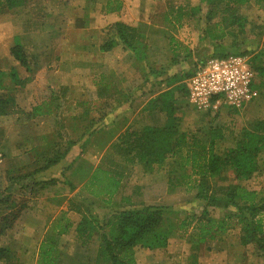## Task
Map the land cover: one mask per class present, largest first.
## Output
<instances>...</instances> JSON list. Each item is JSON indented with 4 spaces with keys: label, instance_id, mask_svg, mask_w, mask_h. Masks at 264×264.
<instances>
[{
    "label": "rangeland",
    "instance_id": "rangeland-1",
    "mask_svg": "<svg viewBox=\"0 0 264 264\" xmlns=\"http://www.w3.org/2000/svg\"><path fill=\"white\" fill-rule=\"evenodd\" d=\"M111 1L112 2L110 3L109 7L112 6V8H116L118 5H121L123 6L121 12L124 13V15L126 14L127 18L133 19V21L137 23L143 22L146 25L144 31L147 35V43L150 46L149 57L151 60H147L148 64L146 68L148 69L146 71V79L149 75V81L147 79L146 83L143 84L145 85V94L149 92L157 93L162 89H165V81L168 75L179 74V76H182L181 74L184 71L191 70L193 72L196 63L201 61L199 60V54L194 52L198 51L197 49L200 47L199 45L201 42L199 31L201 24H197V21L198 17L202 16V14L204 16V13L206 12V8L202 2L203 0ZM107 3L108 0H28L24 5H20L22 7L17 6L11 9L7 7L3 8V10L0 12V85L4 86L5 82H7L3 77L2 73L4 70L2 69L5 64L6 66H9V64L3 59L5 58L7 52H9V44L5 39L10 35L9 38L12 41L10 46L12 45V49L14 47L15 41L13 37H15V35L20 32L18 27L20 23H24L23 25L25 26L29 25L30 28H38L39 26H42L45 34H42L41 38L39 37L33 40L43 41L42 38H46L49 39V43L53 41L55 43V48H57L58 45H63L61 41H64L67 44L73 41V44H77L79 43V39L81 40L80 31L73 29L71 26L73 23L78 24L82 22L83 24H88L91 22L93 25L99 27L94 28L95 30L90 32V34H92L91 37L95 38L94 42L99 43L106 39L103 32L104 29L108 28L109 24L111 23L109 22V19H104L107 15L109 17V14H107L105 8ZM193 7H197L200 11L196 13V16L183 17V25L181 26V24L178 23L179 21H176L178 8H183V10L187 12ZM239 13L246 17L247 32L245 34L233 33L228 35L222 41L226 45H230V43L233 41L240 42L242 46L245 43L241 48V51H243L245 48L249 50L254 49L250 53L253 55V53L255 54L261 50V46L264 43V6L260 5L256 1H252L249 4L240 7ZM167 15L169 19L172 20V22L166 19ZM177 24H179L180 27H178ZM60 25H65L66 28H64L65 26ZM62 28L64 29L62 30ZM173 37L178 38L179 41L181 40L182 42H180V44L182 43V46H188L191 49L190 53H192V55L188 56L189 53H187V51H183L182 48L180 57L178 58L179 63L175 62L173 58H169V46L166 47V45H169V41ZM72 43L68 46H61V51L64 52L62 56H59V54L57 55L55 53L57 50L53 52L52 55L54 57H58V60L54 59L52 62L47 61V67L50 70L59 68L60 66V68L65 71L64 78L60 80L50 76V78H39L34 76V73H27L26 77L24 74L23 78H19L18 81H15L17 84L16 88H18V105L23 109V106L28 107L33 102L40 103L43 102V100L52 102V108H56H53L51 113H46L43 115V122L39 121L38 134L35 133L37 132V124L30 125L31 128L27 133H34L41 135V137L45 136L47 140L51 139L52 136H55L56 139V134L59 133L60 136H64L63 140H61V145L59 146L61 151L67 147L68 138L71 136L75 138L82 134L84 131V128L82 127L85 124H89L87 120H98L101 116L103 119V116L107 115L105 118L106 120H101L98 124H96V126H94L96 129H99L100 125L102 124L104 129L102 127V130L99 131L100 133H97L96 136L94 135L91 142L87 145L88 154L86 158L91 161L93 165L95 163L99 164V141L107 140L109 146L111 142L116 139L120 133H122L123 126H121V124L125 122L126 118L127 121H131L130 124H132V122L137 120L143 121L147 115L146 112H141V110H138L145 101L141 99L144 96L142 95V97L137 98L134 96L136 82L135 78H133L134 75L132 74H135L136 72L139 74L143 73L141 68L142 64H140L139 67H132V73L129 74L131 77L129 76L128 79L123 77L118 78L113 72L108 75L107 80H112L114 85L108 86V89H106L104 92L106 97L108 96V101L105 103L107 104L106 108L108 109L106 110V113L103 114L104 110L100 109V106H98L100 105V98L97 94V88L92 85V82H90L91 80H88V82L84 83V77H86L84 74V68L82 66L78 68L76 67V71H73V66H75L74 64H77L78 62L82 63L83 58L81 57L80 61L76 62L73 57L68 59L70 52L74 47ZM203 43L206 48L203 59H206L209 57L211 51L208 50L209 41H207V43L206 41H203ZM41 48L42 51L45 52V49L39 46L40 51ZM24 49L26 54L29 56V60H31V54L33 53L32 49H34L33 44H25ZM247 55L250 56L249 54ZM188 58H190V60H188ZM43 64H45V61ZM31 65H34L32 64V60ZM127 65H131L129 61ZM36 68L37 67H35V69ZM66 71L70 73H67ZM131 79L134 80L132 83L130 82ZM94 80L98 82V78L94 77ZM54 82H59L63 87L61 89L63 91L58 92L59 88H56L55 90L53 88L48 89V84L50 83L49 85H53L52 83ZM259 82L260 79L257 76L256 83L258 84ZM65 85L66 87L72 86V88L76 87L77 89L75 88V90H72L71 87L65 88ZM117 91L119 92L117 93ZM257 92L258 96L255 100L251 101V103L245 107L239 109L234 107L233 109L228 105H221L216 110H202L189 103L190 101L186 91L181 90V97L184 98V100L180 102L183 104L181 105V109L182 112L186 111V114L184 113L185 116L182 117L180 122L182 128L185 130H181L190 131L191 133H195L198 137L203 138V133H205L210 127H215L219 124L225 128L224 130L226 139L224 142L219 143L218 150L223 151L226 148L232 147L235 143L236 135L242 129L249 128L251 123L260 119H264V88H257ZM123 93H125V95H123ZM80 101L85 104L88 102H98V104L96 105L95 103V105H91L90 107L86 106V109L80 104L79 108H75L74 103ZM121 101H124L127 106L132 105V107L127 110L122 109L119 111L110 109V106H115ZM133 107H135V109ZM181 109L178 110L181 111ZM28 111L31 112V110ZM84 111H88V114L85 116L86 122L77 121L71 123V118L73 116L82 115ZM120 112H125L126 114H120L118 117L123 116L125 118L118 119L120 121L117 123L118 117H116V115ZM161 112L166 119L167 114H165L164 111ZM182 112H180V114ZM19 114L20 112L7 117L0 116V155H2L0 156V194H2L0 198H4L7 195H12L10 201L16 203L14 208H18L23 203V199L26 198L24 197L25 194L20 188L21 184L25 185V182H22L19 179L21 175H24L26 170H23V174L20 175H16L18 170H15L19 169L20 165H22L18 158V149L21 147L19 135L21 132L25 133L24 128L21 130V125L19 122L21 115L19 116ZM180 114L178 116H180ZM24 119L25 116L23 117V121ZM68 119L70 120L68 121ZM157 120L159 121L158 117ZM112 121H114L113 123L115 124H113ZM160 121L163 122L162 119H160ZM63 123L66 124L63 127L60 126ZM69 125H74L79 127V129H75L76 131L74 130L73 133V131H70L71 128L68 129ZM138 125L139 123H136V125L133 124L131 126L136 127ZM205 139L206 138H203L204 143L206 141ZM44 140H40L39 142L43 143ZM32 142L34 144L37 143L34 140ZM101 142L103 144V141ZM189 151L190 149L186 148L182 154L188 155ZM128 157L129 156L124 157L121 151L117 148L112 149L109 146L108 154L106 157L102 158L101 163L108 168L107 170L114 172L122 170L123 167L131 166L132 168L130 175L126 180L127 189L125 192L130 193L135 201H140L141 198H145L148 192V195L153 196L155 203H158L154 206L162 205V207H167L164 228H166L171 233L169 239L170 242L164 249H137L136 260L138 264H192V254L194 251H196V261L198 264H264V255L259 252L254 247V245H245L244 247H239L237 243V235H239L242 230L241 225L237 224L236 219L229 220L231 223L229 229L232 228V230L228 233L232 235H229L227 232L224 233L226 234L224 235V238L215 243V246L210 248H206L205 245H201V247L196 250L192 248L194 245L190 241V233H194L193 223L191 226L183 229H180V224L185 220H190V216L192 215H201L204 210V202L196 198V188L182 186V188L178 189L177 186L179 185L173 186L171 181L169 182V177L178 178L180 175V171L176 170L177 166L180 165L179 163H182V159L179 156L170 159L165 165L160 166L159 169H157V179L154 178L153 175V177L150 175L151 178L157 182V188L155 187V189L152 188L150 190L145 189V187H147L149 183H152V180L149 178V176L145 175L143 172L144 168L141 169V167H137V164L130 163L127 160ZM260 159L262 164L260 171L257 172L252 178L248 180H241L239 182L252 190L259 191V199H264V150L261 153ZM169 171L171 172V176L169 175ZM187 171L190 173L189 170ZM163 175L165 177L164 179L162 177ZM194 177L195 176L192 178ZM228 177L229 178L227 180H222L220 178L214 180V182H212L213 187L218 189L220 186L226 187L230 183L238 182L235 181L231 174H229ZM12 178H18L19 181L15 180L11 183L10 179ZM175 183L176 181L173 182V184ZM8 186L10 187V190H6ZM59 192L61 193L62 191ZM101 195H103V193H101ZM41 198H44V196ZM151 201L152 200L149 202ZM85 203L88 204L87 199ZM89 205L90 208L87 209L85 216L90 217V219H95L94 217H96V219L105 220V218H107L106 216L111 214L113 211L111 210L110 212L100 213L99 209L104 208L99 207V205H105L101 203V201L99 202L93 200ZM0 207H3V205H0ZM52 208H47L46 205H43L41 208L43 211L47 212V214H42L45 216L49 215V217H22V219H19L15 222L12 228H7L3 233H0V245L8 247L11 250L10 261L0 259V264H37V246L39 244L38 240L45 237L46 231L50 232L58 222H66L67 219L71 218L54 217L57 211H52ZM53 209L55 210V208ZM209 210L219 218L220 216L223 217L225 214L231 211L229 209L224 210L213 207H209ZM2 215L3 210H0V219L2 218ZM99 215H102L103 217H100ZM260 215L264 218V212L259 214V216ZM75 222L76 221H72V223ZM92 223L95 226V229L98 227V225H100V222L94 223L92 221ZM71 229L73 230V227ZM99 236L100 231L97 230L95 240H93V242L88 247H82L79 245L75 238L76 233L74 231L62 237L66 244L63 245L66 246L63 249V264H82L78 259L79 256L81 259H86V253L91 255L95 254L100 242Z\"/></svg>",
    "mask_w": 264,
    "mask_h": 264
},
{
    "label": "trees",
    "instance_id": "trees-1",
    "mask_svg": "<svg viewBox=\"0 0 264 264\" xmlns=\"http://www.w3.org/2000/svg\"><path fill=\"white\" fill-rule=\"evenodd\" d=\"M26 1L28 0H0V12L5 7L11 9L24 5ZM251 1H256L264 6V0H203L206 12L204 16L202 14L198 17V21L202 20L204 24L200 36L202 41H209L208 50L211 51L209 57L249 54L250 65L260 79V82L256 83L254 87L260 89L264 88V43L260 51L251 55L250 53L254 49L245 48L241 51L245 43L242 46L240 42L233 41L230 45H226L222 41L233 33L245 34L247 32L246 17L239 13V9ZM199 11L197 7H193L187 12L181 8L176 15V21L185 16H196ZM166 19L172 21L168 16ZM106 31L107 38L100 46L102 51H110L118 43H122L125 49L133 51L140 59L144 60L147 71V57L145 52L143 53L145 36L137 27L116 22L110 25ZM172 44H174V39H171ZM173 49L174 51L177 50L176 48ZM186 50L189 49L186 47ZM197 50L194 53L199 54V60L203 61L206 52L205 46L199 47ZM187 53H189L188 56L192 55L190 50ZM12 54L23 65L30 66L29 56L19 43L13 47ZM173 60L179 63L178 58L175 57ZM192 73L189 70L184 71L182 76L179 74L168 75L165 84L166 88H169L161 91L157 97L152 99L153 106H160L169 117H173L177 111L175 89L185 90L188 95L185 80ZM15 103L14 92L0 85V114H11L14 111ZM52 110V106L46 103L33 109L31 114L36 117L45 113L49 114ZM106 110L103 114L106 113ZM31 114L27 113L28 117ZM87 114L88 111H84L82 115L76 116V119L85 121ZM104 118L105 115L103 119L101 116L98 120H87L89 124H83L84 131L80 136L83 137L85 134L90 136L98 130L101 131L102 125L99 127L101 129H96L94 126ZM65 124L60 126L63 127ZM69 128L78 129L79 127L69 125ZM224 129V126L219 124L210 127L203 133V138H206L204 143L203 138L198 137L195 133L180 130L175 121H172L168 126L145 125L140 129L128 128L111 142L110 147L120 150L124 157L129 156L126 159L130 163L142 165L145 171H152L156 165L161 166L170 158L179 156L182 159V163H179L180 165L176 169L180 171V175L178 178H171V184L196 188L197 198L204 202V210L201 215H192L190 220H185L180 224V229H183L193 223L194 233H190V241L194 245L192 247L194 250L201 247L205 242L215 240L223 235L231 226L229 220L236 218L237 223L241 225V242L245 245H254L264 255V218L259 216L264 212V199H259V191L252 190L239 182L252 178L262 168L260 157L264 150V119L251 123L249 128L242 129L236 135L232 147L219 151V143L226 139ZM61 142H55L53 139L49 143L50 147L47 146L41 154L42 167L37 168L36 171L57 164L66 155L68 149L76 143L68 138L67 147L61 151L59 149ZM186 148H189L190 151L188 155H183L182 153ZM229 174L238 182L230 183L226 187L220 186L218 189L213 187L212 182L214 180L219 178L227 180ZM193 176L195 177L192 178ZM121 178L122 175H118L114 171L94 169L88 180L90 193L94 196H101V193L112 196L118 190ZM10 180L19 181L18 178ZM174 181H176L175 184H173ZM56 183L57 179L53 178L47 181H37L33 184L45 188ZM9 188L6 190H10ZM11 196L7 195L0 198V205H3L0 207V210H3L0 219V233H3L7 228H12L25 209L23 204L14 208L16 203L10 201ZM209 207L231 211L219 218L210 212ZM166 211L167 207L144 206L142 208L130 207L113 212L108 214L105 220L96 219V217H94L95 219L82 217L75 228V238L79 245L88 247L93 242L97 230L100 231V242L95 254L86 253V259H81L79 256V261L82 264H138L136 260L137 249L166 248L171 236V233L164 228ZM92 221L94 223L100 222V225L96 226L95 229ZM72 226V221L67 219L66 222H58L50 232H47L40 244L37 264H63L64 251L60 237L66 234ZM195 252L192 255V264L198 263ZM0 259L10 261V248L0 245Z\"/></svg>",
    "mask_w": 264,
    "mask_h": 264
},
{
    "label": "crops",
    "instance_id": "crops-1",
    "mask_svg": "<svg viewBox=\"0 0 264 264\" xmlns=\"http://www.w3.org/2000/svg\"><path fill=\"white\" fill-rule=\"evenodd\" d=\"M111 2H112L111 0H108V3L105 6L106 12H107V14H109V17L107 15V16H105L104 19H109V22H111L109 24V26L112 25L113 23H116V22H123V23L131 25L133 27H137L145 36V39H144L145 40L144 41L145 46L143 48V50H144L143 53L145 52V55L147 57L146 61L151 60L149 57V55H150L149 47L150 46L147 43V35L144 31V29L146 28L145 27L146 25L143 22L137 23V22H134L133 19L127 18L126 14L124 15V13L121 12V10L123 8V6H121V5H118L116 8H112V6L109 7ZM19 7H22V6H19ZM180 10H181V8H178V12ZM182 10H183V8H182ZM179 21L180 22H178V23L181 24V26H182L183 20L181 19ZM200 22H197V24H201V27L199 28L200 35H201V29L204 26V24H203L202 20ZM23 24L24 23H20V25L18 26L20 29V32L17 35H15V37H13L15 39L14 46L17 43H19L24 48L25 44H28V43L33 44L34 49H32L33 53L31 54V58H32L31 60H32V64H34V65H31V60L28 59L30 66L27 67V66L23 65L12 54L13 48L11 49L12 45L10 46V44H12V41L9 38L10 37V35H9V37H7L5 39L7 41V43L9 44V52H7V54L5 55V58H3L4 61H6L9 64V66H6V64L4 65V67L2 69V70H4V72L2 74H3V77L5 78V81H7V82H5L4 87H6L7 90H11L14 92L16 103L14 104L15 105L14 111L11 114H8V115L0 114V116H2V117H7L10 115H15V113H17V112H20L19 116L21 115V119H19V122L21 125V130L23 128L25 129V133L21 132L19 135L20 136L19 142H20L21 147H20V149H18L19 150L18 158H19V162H21L22 165H20L19 169H15V170H18L16 175L23 174L22 171L26 170L24 175H21V177L19 178L22 182H25V185L21 184L20 188H21V191L25 194V196L24 195L23 196L26 197L22 201L23 202L22 204L25 205V209H23V211L21 212L19 219H22V217H44L45 215H43L42 213L47 214V212L43 211V209H41L43 205L44 206L46 205L47 208L48 207L55 208V210L53 208L51 209L52 211H57L56 215L54 217H71L70 218L71 221H76L75 223H73V226H72L73 230L71 229L72 228L71 227L66 234H64L60 237L61 243L63 245H66L65 241L62 237H64L65 235H68L69 233H72L73 231L75 232L76 225L81 220L80 217L85 216V214L87 213V209L90 208L89 204L93 200L99 201V202L101 201V203L105 204V205H99V207L104 208V209H99L100 213L110 212L111 210H113L112 211V213H113V212H116V211H119V210H122L125 208H130V207L142 208L144 206H154L158 203H155L153 196L148 195V192H147L145 198H141L140 201H137V200L135 201L133 196L130 195V193L125 192L127 189V185H126L127 181L126 180L128 179L127 177L130 175V171L132 168L130 165H129L130 167H123L122 170L116 172V173H118V175H122L121 182H120L119 188L116 191V193H114L112 196H107V195L92 196V194L90 193V190H89L88 180L90 179L94 169L99 168V170H104V171L108 169L106 166H104L101 163V160L103 157H106V155L108 154V151H109V146L111 145L110 144L108 146L107 140H101V141H103V144L101 141H99V146H98V148H99L98 153L100 155V157H99L100 163L99 164L95 163L93 165L91 163V161H89L86 158V156L88 154L87 145H88V143L91 142L92 137L94 135L96 136L97 133H100L99 132L100 130H98L97 132H95L93 135H90V136L85 134L83 137H81L79 135L78 137L74 138L73 136L70 137V134H69L70 140L71 141L74 140L76 143L68 149L66 155L57 164L52 165L47 169L36 171L37 168L42 167L41 166L42 165V162H41L42 161V159H41L42 152L45 151V148H47V146L50 147L49 143L52 142L53 139H55V136H52V138H51L52 140L51 139L47 140V138L45 136L41 137V135H37L39 132V121H42L44 119V116H43L44 114L43 115H37L36 117H34L31 113H32L33 109L37 108L38 106L45 105L46 103H48V105L51 106L52 102H48L46 100H43V102H40V103L33 102L28 107L23 106V109L20 108V106L18 105V103H19V101H18L19 100L18 90H17L18 88H16L17 84L15 81L16 80L18 81L19 78L20 79L23 78L24 74H25L24 76L26 77L27 73H34V76H37L39 78L53 77V78H57L59 80L64 78L65 77L64 76L65 71L62 68H60V66H59V68H55V69L50 70L47 67L48 66L47 63L52 62L54 59L58 60V57H54L52 55L53 52L55 50H57L58 52L56 51L55 53L57 55L59 54V56H62L64 52L61 51V46H63V45L68 46L73 41H71V43H69V44L65 43L64 41H61L63 43V45H61V46L58 45L57 46L58 49H57V48H55V43L53 41L51 43L48 42L49 39L42 38L43 41L42 40H40V41L39 40H33L35 38H39V37L41 38V35L45 34L42 26H39L38 28H35V27L30 28L29 25L25 26ZM179 24H177L178 27H180ZM60 26H65V25H60ZM71 26L73 29H77L80 31L81 40L79 39V43H77V44L72 43V45L74 47H73V50L70 52L68 59L70 57H73L75 62H76V61H80L81 57L83 58L82 63L78 62L77 64H74L75 66H73V68H74L73 71H76L75 70L76 67L78 68V67L82 66L84 68V70H85L84 74L86 75V77H84V80H85L84 83L88 82V80H91L90 82H92V85L97 88V94H98V97L100 98V103H99L100 105H98V106H100V109H103V110L108 109V108H106L107 104H105L108 101V99H107L108 96L106 97V94H104V92L106 89H108L107 88L108 86L114 85V82L112 83V80H109V81L107 80L108 75L111 74V72H113L114 74H116V76L118 78L123 77V78L128 79L130 76L129 74L132 73V71H131L132 67L133 66L139 67V65L142 64L141 68L143 70V73L139 74L136 72L135 74H132V75H134L133 78H135L136 87H137V88L135 87L136 90H135L134 96H135V98L142 97V95L144 96L141 99H143L145 101H144V103H142V105L140 106V108L138 110L139 111L141 110V112L142 111L146 112L147 115L143 119V121L137 120V121L132 122V124H130L131 121H127V118H126L125 122L123 124H121V126H123L122 133H124L128 128L129 129H140L141 127H143L145 125L168 126L171 124L172 121L176 122V124L180 130L183 129L180 122L182 120V117L185 116L184 113L186 114V111L182 112V109H181V107H182L181 105H183V104H181L180 102H182L184 100V98L181 97V91L175 89V98L177 99V102H176L177 111H176L175 115L173 117H169L168 115H166V119H165V117L163 116V113L161 112L162 111L161 107L160 106L155 107V106H153V103H151V102H152V99L157 97L161 91L166 90L169 87L162 89L161 91H159L157 93H154V92L153 93L149 92L146 94L144 93L145 85H143V84L146 83L147 73L145 70L146 64H145L143 59H140L139 56H137V54L134 53L133 51L125 49V46L122 43H118L110 51H102L100 49V46H101V44L104 43V41L106 39H104V41L102 40L99 43L94 42L95 38L91 37L92 34H90V32L92 30H95L94 28H96V27L99 28V27L96 25H93L91 22L88 24H83L82 22H80L78 24L73 23ZM68 27H69V24H68ZM64 28H66V26ZM64 28H62V30ZM106 29H104V32H103L105 38H107L106 37L107 36ZM101 30H102V28H101ZM171 39H174V44H172V45H171ZM171 39L169 41V45H166V47L169 46V48H168L169 58H175V57L179 58L182 48H183V51L191 50L188 46H182L181 45L182 43L180 44V42H182V41L181 40L179 41L178 38L175 37V38H171ZM201 42H200L199 46L204 47L205 45H201V44H204L202 39H201ZM206 43H207V41H206ZM39 46L43 47L45 49V52L42 51V48L40 51ZM172 47L176 48L177 50L174 51V49ZM186 47L189 50H186ZM59 51H61V52H59ZM181 54H183V53H181ZM60 59H62V58H60ZM63 60H66V59H63ZM188 60H190V58H188ZM44 61H45V64H43ZM128 61L130 62L131 65H127ZM35 67H37V68L35 69ZM49 67H50V65H49ZM67 73H70V72H67ZM94 77L98 78V82L96 80H94ZM147 79L149 81V75H148ZM133 81L134 80H132V79L130 80L131 83ZM49 84L47 86L48 89L53 88L55 90L56 88H59L58 92L63 91V90H61L63 87H62V85H60L59 82H54V83H52L53 85H49ZM70 87L72 88V86L66 87V85H65V88H70ZM75 88H72V90H75ZM118 92L119 91H117V93ZM123 95H125V93H123ZM146 97H147V99H146ZM95 103L96 102H94V103L88 102L85 104V103L80 101V102H75L74 103L75 105L74 104L73 105L75 106V108H79V106L81 104L82 107L86 109V106L90 107L91 105L92 106L95 105ZM97 104H98V102L96 103V105ZM67 106H69V105H67ZM89 107H87V108H89ZM131 107H132V105L127 106L124 101H121L120 103H117V105H115V106H110V109L119 111L122 109L127 110V109H130ZM53 108H56V107H53ZM133 108L135 109V107H133ZM178 109H181V111H179ZM28 110H31V112H29ZM180 112H182V113L180 114ZM27 113H30L31 116L28 117ZM120 114H126V113L125 112L117 113L116 117L120 116ZM165 114H166V112H165ZM179 114H180V116H178ZM24 116H25V119L23 121ZM106 116L107 115H105V118H106ZM157 117L159 118V121L157 120ZM105 118H104V120H106ZM121 118H125V117H123V116L118 117L117 123H118V121H120L118 119H121ZM75 119H76V116H73L71 118V123L79 121L78 119H76V121H75ZM160 119H162L163 122H161ZM69 120L70 119H68V121ZM133 120H134V118H133ZM114 121H112V123ZM106 123H107V121H106ZM136 123H139V125L136 127L131 126L133 124L136 125ZM32 124H34V125L37 124L36 125L37 132H35L37 134H34V133L28 134L27 133V132H29V129L31 128L30 125H32ZM72 126H74V125H72ZM68 129H70V128H68ZM99 129H101V128H99ZM73 130H75V128L71 129L70 131H73ZM183 130H185V129H183ZM73 133H74V131H73ZM122 133H120V134H122ZM63 137L64 136H60L59 134H56L55 142L63 140ZM44 139H46V140H44ZM33 140L36 141L37 143L34 144L32 142ZM40 140H44L43 143L39 142ZM0 156H2V155H0ZM48 156L50 157L51 155L49 154ZM170 159H172V158H170ZM170 159H168L167 161H169ZM166 163H164L163 165H165ZM136 164H137V167H141V169H143L142 165H140L138 163H136ZM163 165H161V166H163ZM159 167H160L159 165H156L154 167V169H152V171H144L143 170L145 175L149 176V178L152 180L151 181L152 183H149L148 186L145 187V189L150 190L152 188L155 189V187L157 188V184H156L157 182H155L153 180V178H151V176L153 175L154 178L157 179L156 172H157V169H159ZM33 172H35V174H33ZM169 175L171 176L170 171H169ZM123 177H125V178H123ZM162 177H163V179L165 178L164 175ZM53 178L57 179V183L54 185H51V186H47L45 188H42L40 185L33 184L34 182H37V181H42V180L47 181V180H50ZM169 178H168V180L170 181L171 178L170 179ZM10 181H11V183L13 182L12 180H10ZM135 188H138V187H135ZM179 188H182V186H179L178 189ZM50 191H52V192H50ZM59 191H62V192L60 193ZM196 193H197V190L195 189V194ZM43 196H44V198H41ZM196 198H197V196H196ZM86 199L88 200V204L85 203ZM197 199H199V198H197ZM150 200H152L151 202H154V203L149 202ZM43 201H44V203H43ZM159 204H161V203H159ZM157 206H160V205H157ZM48 214H50V213H48ZM45 217H49V215H46ZM100 217H103V216L101 215ZM233 219H236V218H233ZM229 228L226 231L227 233L232 230V228L231 229H229ZM45 234H47V231ZM228 234L232 235L230 233H228ZM241 234H242V232L239 233V235H237L238 236V242L237 243H238L239 247H244L245 244H243L241 242V236H240ZM224 235H226V234L220 235V237L215 239V240H210V241L205 242L203 244V246L205 245L206 248H210V247L215 246V243L222 240L224 238ZM95 236H94V240H95ZM43 239L44 238L38 240L39 244L37 246V254L39 253L40 244H41ZM235 240H236V236H235ZM169 242H168V244H169ZM247 246H249V245H247ZM63 247H65V246H62V249H64Z\"/></svg>",
    "mask_w": 264,
    "mask_h": 264
},
{
    "label": "built area",
    "instance_id": "built-area-1",
    "mask_svg": "<svg viewBox=\"0 0 264 264\" xmlns=\"http://www.w3.org/2000/svg\"><path fill=\"white\" fill-rule=\"evenodd\" d=\"M256 77L248 55L207 57L196 63L185 81L189 103L202 110H216L221 105L245 107L258 96Z\"/></svg>",
    "mask_w": 264,
    "mask_h": 264
}]
</instances>
